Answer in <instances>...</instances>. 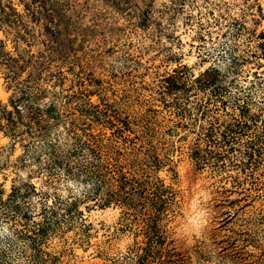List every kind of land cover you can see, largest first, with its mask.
Wrapping results in <instances>:
<instances>
[{
	"label": "rangeland",
	"instance_id": "1",
	"mask_svg": "<svg viewBox=\"0 0 264 264\" xmlns=\"http://www.w3.org/2000/svg\"><path fill=\"white\" fill-rule=\"evenodd\" d=\"M0 85V264H264V0H0Z\"/></svg>",
	"mask_w": 264,
	"mask_h": 264
},
{
	"label": "bare ground",
	"instance_id": "2",
	"mask_svg": "<svg viewBox=\"0 0 264 264\" xmlns=\"http://www.w3.org/2000/svg\"><path fill=\"white\" fill-rule=\"evenodd\" d=\"M0 97L2 99H5L7 97V95L4 91V89L1 87V85H0ZM189 205H190L189 210L191 211V215L189 214L190 219H191V220H189L190 221L189 223L194 222L195 224H197V223H199L198 221L200 220V215L202 214V212L200 213V209H199V206L197 205V199L195 198V196L190 198V204Z\"/></svg>",
	"mask_w": 264,
	"mask_h": 264
},
{
	"label": "clouds",
	"instance_id": "3",
	"mask_svg": "<svg viewBox=\"0 0 264 264\" xmlns=\"http://www.w3.org/2000/svg\"><path fill=\"white\" fill-rule=\"evenodd\" d=\"M65 196H67L68 194L67 193H64Z\"/></svg>",
	"mask_w": 264,
	"mask_h": 264
}]
</instances>
